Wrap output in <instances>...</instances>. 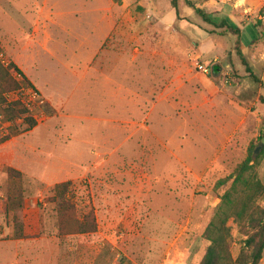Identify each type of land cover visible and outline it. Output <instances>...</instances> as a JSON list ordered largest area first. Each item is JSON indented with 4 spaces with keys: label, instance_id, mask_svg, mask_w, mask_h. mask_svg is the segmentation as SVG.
<instances>
[{
    "label": "rangeland",
    "instance_id": "obj_1",
    "mask_svg": "<svg viewBox=\"0 0 264 264\" xmlns=\"http://www.w3.org/2000/svg\"><path fill=\"white\" fill-rule=\"evenodd\" d=\"M192 1L240 36L218 34L183 2L178 20L169 0H0V59L39 93L8 95L29 103L38 122L0 144V264H199L209 245L200 235L221 201L217 181L264 138V0ZM238 40L260 82L238 56ZM76 47L82 58L96 47L88 65L67 64ZM214 65L217 74L200 69ZM167 116L168 133L141 128ZM133 122L139 129L127 127ZM163 133L179 137L172 143H182L179 161L162 147L142 145L141 156L134 143L121 147ZM78 151L87 161L66 160L69 175L58 184L81 219L93 211L97 228L60 235L57 184L42 175L61 167L58 156ZM8 168L22 175L14 212L8 192L19 181ZM255 171L264 182V155ZM256 204L264 208V197ZM228 226L236 259L244 237L233 219Z\"/></svg>",
    "mask_w": 264,
    "mask_h": 264
},
{
    "label": "trees",
    "instance_id": "obj_2",
    "mask_svg": "<svg viewBox=\"0 0 264 264\" xmlns=\"http://www.w3.org/2000/svg\"><path fill=\"white\" fill-rule=\"evenodd\" d=\"M176 12L178 20L183 19L180 3L183 2L199 15L206 23L222 29L220 35L228 33L240 36L241 30L231 24L228 19L217 22L213 14L206 13L197 7L192 0H169ZM264 16V14H262ZM185 19V18H184ZM258 23L264 26V20L258 19ZM215 33V31H213ZM259 35L255 32V38ZM264 36V29L261 33ZM237 41L236 51L246 66L247 72L257 82H260L255 73L247 65ZM1 53V48H0ZM218 71L219 67L214 66ZM16 74V75H15ZM21 90H29L39 93L33 83L23 74L21 69L13 62L5 65L0 59V126L5 125L7 133L0 135V144L13 136L32 130L37 125V118L33 114V107L22 98L9 99L10 93ZM41 100V99H40ZM264 104V96L260 97ZM44 104V102L42 103ZM44 107V105H42ZM41 106V107H42ZM35 107V106H34ZM264 127V117L262 119ZM255 145L248 149L247 157L239 163L234 171L225 178L219 179L217 195L220 203L215 207L211 220L203 230L200 238L209 242L199 264H259L264 255V208L259 206L257 200L264 197V182L258 177L255 169L259 164L261 154L254 159ZM8 172L19 183H14L12 190L8 192L7 209L14 212L22 205L23 187L21 173L13 168ZM52 201L57 203V227L60 235L84 234L96 231V221L92 210L84 214L81 219L78 209L68 199V191L62 184L53 188ZM233 219L237 224L239 233L243 235L242 248L236 259L231 253L233 235L228 221Z\"/></svg>",
    "mask_w": 264,
    "mask_h": 264
},
{
    "label": "crops",
    "instance_id": "obj_3",
    "mask_svg": "<svg viewBox=\"0 0 264 264\" xmlns=\"http://www.w3.org/2000/svg\"><path fill=\"white\" fill-rule=\"evenodd\" d=\"M49 48L46 45H44V51L52 53L51 49H49ZM76 50H77V53H78L79 47L78 48L76 47ZM95 50H96V47L93 48L92 50H89L90 51V55L89 56H91L94 53ZM89 56L88 57L86 56V57L82 58L81 54L78 53L77 59L74 58L75 61L72 60V62L67 63V64H73V65H76V66H86V65L89 64V62H91V59L89 58ZM67 64H65V65H67ZM214 66L219 67L217 65H214ZM214 66H212L210 70H211V72L213 74H217V72H219V70H220V67H219V70L216 71ZM204 75H206V74H204ZM171 120H172V118H169V116L163 117L162 120H159L155 124H152V126L150 128H149V126H146V125H143V124H141V126H142L141 128L144 131L147 130V129H151V130H153V129H164L168 133V131H170L171 125H168L167 123H164V122L165 121L168 122V121H171ZM135 126H137V124L134 123V122L131 123V125H129V123L127 124V127H130L132 129L138 128V127H135ZM145 128H147V129H145ZM167 133H163L162 137L159 136L158 138H153V139L147 138V140H149V141H147L146 143H145V139L141 140L140 138H136V139L127 138V139H124L123 141H121L122 142L121 143V147L124 144H127L128 142L134 143V145H136V147H137L136 152L138 153V156H141L144 153V151H143L144 148L141 147L142 145L145 146V144H146L147 146H151V147H154V146L162 147V151L165 152V154H167V157L170 156V158L173 159L174 161H175V159L178 160L176 154H177L178 148L182 147V143H180V146L178 148L177 147L176 148H172V143L174 142L173 140L175 138H179V137L175 136V135L171 136V135H168ZM131 147H133V146H131ZM127 148L129 149L130 147H127ZM127 148L123 149L122 151L126 150ZM128 149H127L126 152H128ZM181 150H183V148H181ZM51 155L54 156V152L51 153ZM75 155L76 156H71V157L64 156V155L58 156L57 159H56L57 160L56 163L61 164V167H59L57 170H53L52 169V171L44 169V174L42 175L44 177V181L48 182V183H51L53 185L58 184L59 180H63V178H65L66 176L69 175L68 174L69 170L66 171V168L64 167V163H65L66 160H69L71 162H76L74 164H79L77 162H81V160H86V159L82 158V156H80L79 151ZM92 155H93V153H92ZM182 162H184V161H182ZM168 168H170V167L166 166V168L163 170L164 171L163 174H165L166 176H170L171 177V175H172V173L170 171L171 168L170 169H168Z\"/></svg>",
    "mask_w": 264,
    "mask_h": 264
},
{
    "label": "water",
    "instance_id": "obj_4",
    "mask_svg": "<svg viewBox=\"0 0 264 264\" xmlns=\"http://www.w3.org/2000/svg\"><path fill=\"white\" fill-rule=\"evenodd\" d=\"M263 145H264V138L262 139V143L260 145H258L257 147H255L254 151H253V158L256 159L257 156L261 153L262 149H263Z\"/></svg>",
    "mask_w": 264,
    "mask_h": 264
},
{
    "label": "built area",
    "instance_id": "obj_5",
    "mask_svg": "<svg viewBox=\"0 0 264 264\" xmlns=\"http://www.w3.org/2000/svg\"><path fill=\"white\" fill-rule=\"evenodd\" d=\"M200 69L202 70V72L204 73V74H207V73H209L210 72V69L208 68V67H200Z\"/></svg>",
    "mask_w": 264,
    "mask_h": 264
}]
</instances>
